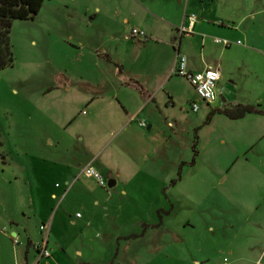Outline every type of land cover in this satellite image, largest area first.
<instances>
[{
    "label": "rangeland",
    "instance_id": "obj_1",
    "mask_svg": "<svg viewBox=\"0 0 264 264\" xmlns=\"http://www.w3.org/2000/svg\"><path fill=\"white\" fill-rule=\"evenodd\" d=\"M89 2L71 3L67 11L59 12L44 7L42 17L35 21L12 23L13 65L0 71V264H21L27 234L36 243L45 235L39 230V218L29 213L23 167L13 163L24 157L27 142L37 145L31 150L34 155L55 151L61 158L72 153L85 160L98 153L96 164L109 165L107 170L97 168L105 187L91 179L96 187L84 196L73 189L64 207H57L60 198L50 201L57 216L61 212L71 225L64 234L71 263L264 264V136L254 137L215 112L253 101L264 109V0H209L210 7L203 13L193 10L195 17L206 19L205 25L182 35L180 54L192 59L197 69L205 64L218 66L222 74L216 83V100L204 103L186 78L173 73L165 77L129 128L116 133L110 132V116L94 118L88 127L96 104L110 114L120 110L114 98L118 90H112L113 98L90 105L70 88L74 76L81 75L88 84L101 64L109 72L99 75L110 77L116 86L128 83L132 88L135 84L127 73L130 63L140 68L143 62H152L150 73L158 71L163 77L170 73L166 69L169 53L175 51L164 46L161 36L151 37L152 42L146 44L129 39L135 26L131 19L120 33L117 52L111 51L116 36L99 35L92 46L86 42L73 47L70 41L80 37L75 32L90 25L83 16L90 13L85 11L87 6L93 11ZM170 5L179 8V0H171ZM69 13L75 15L74 20L68 16L64 21ZM171 15L177 20L175 13ZM215 38L231 43L225 47L214 43ZM96 41L110 44L105 48L107 58L93 54ZM176 45L177 41L175 49ZM159 81L158 76L154 88ZM78 87L83 90L84 86ZM167 92L173 97L171 102ZM222 98L227 105L223 106ZM192 101L199 105L197 112L191 110ZM142 120L145 127L138 125ZM148 125H152L149 130ZM62 138L61 148L57 149V142L49 145ZM68 142L73 148L70 152L65 150ZM9 153L14 157L11 163ZM112 178L116 184L108 188ZM95 198L98 202L92 204ZM5 213L21 228L18 244L11 241L16 226L7 222ZM55 242L51 239L49 245L59 250ZM36 250L29 247V264L45 260Z\"/></svg>",
    "mask_w": 264,
    "mask_h": 264
},
{
    "label": "crops",
    "instance_id": "obj_2",
    "mask_svg": "<svg viewBox=\"0 0 264 264\" xmlns=\"http://www.w3.org/2000/svg\"><path fill=\"white\" fill-rule=\"evenodd\" d=\"M87 0H46L37 15L36 19L41 18V13L44 9V7H47L49 9H52V11L59 12L62 8L66 9L69 6H72L71 3H76L78 5L85 4ZM89 5L93 7V11L88 6L85 8V11H88L90 13L84 14L83 16H86V19H89L90 25H86L87 29H83L79 32H75V34H79L80 37H78L77 42H72L71 44L73 47H77L78 45L82 46L84 44H87L92 46L94 37L97 36L99 38V35L101 37H112L116 36L114 45H111V51L117 52V45L119 43L118 38L120 36V33L128 26V23L130 19L132 21H135V26L132 27L144 31L146 34H148L147 40H139L137 38H130L131 40H137L138 42H141L146 44L149 42H152L151 37H164V46H168L169 49L173 47V50L175 51V54L170 55L169 64L167 65L166 69L170 71V73H163V77H161L162 73L151 74L149 69L153 65L152 62H143L139 67H133L132 63L129 64V69L127 73L129 74V81H134L135 85H132V88L130 84L128 83H121L119 85H115V83L111 82L110 77H103L102 73H108L109 69L101 64H98L99 69H95L96 62L94 63L93 69H95L96 75L95 77L90 75L93 78L88 81V84L85 83L83 80V77L80 75L74 76V82L69 83L73 88L75 92L78 93L79 98L87 102L90 105L94 103H98L101 101V103L107 101V97L113 98V94L111 93L114 88L118 90V92L115 94L114 98L115 100L120 104V110L112 111L110 114L109 111L102 110L99 108V105L96 104L93 116L90 118L89 121V127L91 126V123L93 124V119L98 118L100 116H110V126L112 127L110 129V132H119V129L125 130L126 128H129V122L133 121L134 118H136L140 113H142L146 107L149 105V102L151 99H153V96L155 93H158L157 89H160L163 82L165 81L166 76H171L173 74V68L175 64V58L176 53L178 52L180 54V44H181V38L182 35L179 34V31L181 28L188 29L190 28V31H197L198 29L202 28L205 25L206 19H198V17H195V21L190 24L188 16L194 15L193 10L198 9L201 13L203 11L209 9V0H179V8H172L170 5L171 0H88ZM165 4L164 8H160L161 4ZM71 4V5H70ZM118 6L123 7V9H119ZM172 9V10H171ZM103 11V12H102ZM102 12V13H101ZM171 13H175L177 15V20H174ZM64 14V13H63ZM62 14V15H63ZM59 14L56 13V19H59ZM40 16V17H39ZM72 18L74 20L75 15H70V13L65 16L63 19H69ZM196 16V15H194ZM61 17V16H60ZM55 18V17H54ZM45 20V18L43 19ZM55 20V19H53ZM209 23V21H207ZM220 25H223V23H220ZM237 28V25L234 27V30ZM177 32V34H176ZM184 35V34H183ZM88 36V38H87ZM82 37L87 38L86 41H82ZM158 40V39H156ZM177 41L178 45H176V49L174 48V42ZM161 40L156 41V45H160ZM215 43V42H214ZM109 47L110 44L108 42L104 43H98L96 41V45H94V53L97 54V57H100V55H103L107 58L106 50L105 48ZM159 47V46H158ZM146 48V47H145ZM154 51H150L152 54ZM159 51V48L157 52ZM156 53V52H155ZM184 55V54H183ZM186 57V56H185ZM187 58V57H186ZM96 60V59H95ZM79 64L84 62L83 60H78ZM131 62H136L135 60ZM100 63V62H99ZM208 66H215L218 68L217 65L212 64H205L201 69H197L194 65V62L192 59L188 57L187 59V70L189 72H196L204 69ZM145 69H148L147 71ZM219 69V68H218ZM81 70V69H80ZM99 70V71H98ZM220 70V69H219ZM102 72V73H101ZM79 74H82L79 72ZM94 74V72H93ZM221 71H220V78H221ZM160 77L161 81H159L157 87L154 88V84L156 81V77ZM163 78V80H162ZM76 80V81H75ZM220 80V79H219ZM218 80V81H219ZM84 81V82H82ZM167 81V80H166ZM153 84V85H152ZM77 85V87H76ZM79 86H84L83 90ZM152 85V88L149 89V86ZM89 86L91 89L87 90L85 87ZM100 88L98 90L97 94H94L91 92V90H96V88ZM192 87V86H191ZM193 88V87H192ZM70 89L66 88V92H68ZM153 92V95H152ZM121 94L119 97L118 94ZM168 99L173 100V97L171 96V93H168ZM83 97V98H82ZM224 99V98H222ZM137 101L136 105H133L131 101ZM255 100V99H254ZM223 106L226 104V99H224ZM225 104V105H224ZM242 104V105H253L256 106L259 110L262 111V113H247L243 117L238 119H231L232 121H235L236 125L244 129L246 133L248 134H254L255 136L260 135L261 137L264 136V109L260 108V102L253 101V103H235ZM104 105V104H103ZM125 115V118L122 119ZM129 118V120H128ZM139 125V123H138ZM140 126V125H139ZM141 127V126H140ZM149 129L152 128V125H148ZM56 142L58 143L57 149L61 148L60 144L65 142V139L62 138L58 141H49V145L51 147H54ZM34 148H37V145H34L33 143L30 144V142H27L25 147L23 148V158H19L18 162H13V154L9 153V160L10 163L13 162L21 167H23L24 171V177L25 181L28 183V187L26 188V194H27V201H29L30 211L29 213L33 215V217L39 218L42 225H45V229L41 230L39 226V230L43 231L45 233L44 237L41 239L40 243H36L33 239L30 238V232L27 234V248L22 251V263L21 264H29L28 262V253H29V247H33L37 249V246H40L45 241V246L50 252V256L45 257V260L42 262L37 260L36 263H42V264H73L67 259V255L65 252V246L67 242L64 240V234L66 231L67 226H71L70 223H65L64 217L62 216L61 212L57 216L56 210H52L50 206L51 199L53 200H59L58 208L64 207V203L68 200L70 193L73 191H76L78 194L84 196L86 191H89L91 187H96L92 178H87L81 174V171L84 166L91 164L96 169L101 167L104 170H107L108 164L100 161V163L96 164V158L97 154H93L91 157L88 155L87 159L80 160L77 158V154L72 156V153L70 155H67L64 153V157H59L55 151H51L48 154H40L34 155L31 150ZM86 148V147H84ZM56 150V149H55ZM66 151L70 152L73 150V148H69V142L66 144ZM87 149H85L86 151ZM57 151V150H56ZM59 154V153H58ZM5 158H7L6 155H4ZM15 178V177H14ZM55 179V180H53ZM113 179V178H112ZM53 180V181H52ZM115 180V179H114ZM53 182V183H52ZM61 182V183H60ZM116 182V180H115ZM116 184V183H115ZM66 185V187H64ZM63 186V187H62ZM6 193V191H4ZM2 193L0 197V204H2ZM98 200L95 198L92 202V204H97ZM48 210V211H47ZM51 211V212H50ZM27 213V214H29ZM76 217H81L80 215ZM7 222L11 224L12 226H16L15 230L12 232V236L10 237L11 241L12 238H17L19 243V231L20 227L19 224L15 221V219L11 215H7V213L4 214ZM26 214H23V217L25 218ZM30 216L27 217L26 220H29ZM1 219V218H0ZM28 222V221H27ZM72 224H75V221H71ZM88 224V222L86 223ZM62 226V227H61ZM22 227V225H21ZM60 227L62 231H60ZM23 228V227H22ZM65 228V229H64ZM26 228H23L25 231ZM26 232V231H25ZM51 239L56 241L55 244L60 249H52L53 246H50L49 243L51 242ZM13 242V241H12ZM39 244V245H37ZM38 252V249L36 250ZM77 255L81 256L80 251H76Z\"/></svg>",
    "mask_w": 264,
    "mask_h": 264
},
{
    "label": "built area",
    "instance_id": "obj_3",
    "mask_svg": "<svg viewBox=\"0 0 264 264\" xmlns=\"http://www.w3.org/2000/svg\"><path fill=\"white\" fill-rule=\"evenodd\" d=\"M188 18L190 24H192L195 21L194 15H190L188 16ZM189 32H190V28L188 29L181 28L179 34L183 35V34H188ZM130 38H137L139 40L148 39L144 31L136 28H133L131 30ZM214 42L216 44L223 45L225 47H227L231 43L227 39H219V38H215ZM239 43H240L239 40H237L236 44ZM172 71L176 75H180L186 78L189 84L193 87L198 98L202 100L204 103L210 104L218 97L219 92L216 91V83L220 79V70L217 67L208 66L200 71L189 72L187 70V58L184 55L179 54L177 52L174 68ZM191 110L193 112H197L199 110V105L195 101H192L191 103ZM139 125L141 127H145V122L143 120L139 121ZM81 174L87 178L94 179L96 183L102 187H105L106 185L103 175L91 164L84 166L81 171ZM77 216H79V214H77ZM40 229L44 230L45 225H41ZM12 241L14 244H18L17 238H12ZM37 249H38L39 257L50 256V252L45 246V241L40 246H37Z\"/></svg>",
    "mask_w": 264,
    "mask_h": 264
},
{
    "label": "trees",
    "instance_id": "obj_4",
    "mask_svg": "<svg viewBox=\"0 0 264 264\" xmlns=\"http://www.w3.org/2000/svg\"><path fill=\"white\" fill-rule=\"evenodd\" d=\"M46 0H0V71L13 65L10 42L14 20H34ZM230 119H238L247 113H262L256 106L237 104L233 108L217 109ZM209 119H207L208 121Z\"/></svg>",
    "mask_w": 264,
    "mask_h": 264
},
{
    "label": "water",
    "instance_id": "obj_5",
    "mask_svg": "<svg viewBox=\"0 0 264 264\" xmlns=\"http://www.w3.org/2000/svg\"><path fill=\"white\" fill-rule=\"evenodd\" d=\"M222 101H224V99H222ZM147 130H149V127L147 126ZM115 180L114 179H109L108 181H107V186H108V188H112L113 186H115Z\"/></svg>",
    "mask_w": 264,
    "mask_h": 264
}]
</instances>
